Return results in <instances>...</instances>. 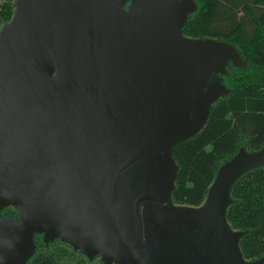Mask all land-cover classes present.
<instances>
[{
	"label": "water",
	"instance_id": "1",
	"mask_svg": "<svg viewBox=\"0 0 264 264\" xmlns=\"http://www.w3.org/2000/svg\"><path fill=\"white\" fill-rule=\"evenodd\" d=\"M0 27V264L34 231L103 264H263L226 218L264 146L224 161L201 204H176L173 145L202 129L243 63L182 28L196 0H13Z\"/></svg>",
	"mask_w": 264,
	"mask_h": 264
},
{
	"label": "trees",
	"instance_id": "2",
	"mask_svg": "<svg viewBox=\"0 0 264 264\" xmlns=\"http://www.w3.org/2000/svg\"><path fill=\"white\" fill-rule=\"evenodd\" d=\"M197 9L191 12L182 31L193 37H216L234 43L243 59L241 64L228 63L221 73L229 91L211 107L207 122L195 135L172 147L179 173L171 199L176 204L199 205L218 167L241 148L247 151L264 146V0H196ZM13 0L0 1V27L13 14ZM219 107L230 113L228 126L220 134V144L210 154L212 164L202 194L186 200L184 189L187 169L180 146L197 143L209 136L207 128L211 114ZM210 159V160H211ZM226 218L231 227L242 231L239 245L245 258L263 257L264 264V163L246 170L230 188ZM10 207L0 209V217ZM13 213V212H12ZM12 215V214H11ZM25 264H62L51 252L37 251Z\"/></svg>",
	"mask_w": 264,
	"mask_h": 264
},
{
	"label": "rangeland",
	"instance_id": "3",
	"mask_svg": "<svg viewBox=\"0 0 264 264\" xmlns=\"http://www.w3.org/2000/svg\"><path fill=\"white\" fill-rule=\"evenodd\" d=\"M228 63H232V61L228 60L224 66V71ZM223 72H220V76ZM211 116L212 118L207 128L209 136L200 137L197 143L186 142L180 146L181 156L184 157L188 165L187 169L182 173V177L186 178L187 187L184 189V194L188 201L195 200L202 194L209 179V170L212 164V159L209 156L219 147L220 132L229 124L230 113L223 107L215 109ZM49 248L53 249V251L57 249L61 251L65 264H78L79 262L87 264L83 255L73 251L71 247L62 241L52 242ZM95 262L98 263V260H95Z\"/></svg>",
	"mask_w": 264,
	"mask_h": 264
},
{
	"label": "flooded vegetation",
	"instance_id": "4",
	"mask_svg": "<svg viewBox=\"0 0 264 264\" xmlns=\"http://www.w3.org/2000/svg\"><path fill=\"white\" fill-rule=\"evenodd\" d=\"M6 207H10V212H8L7 214H12L15 215L18 211V206H14V205H9ZM13 212V213H12ZM33 241L35 243V248L33 253L31 254V256L23 263L25 264L37 251H48L51 252L57 259H59L60 262H62V264H65V262L63 261V256H62V252L59 251L58 249L55 251H53V249L49 248L50 244L54 241H62L64 244L68 245L69 247H71L73 249V251L79 253L80 255H83L86 259L87 264H103V261L100 257V254H97L93 257H88L87 255L81 253L79 250L74 249L69 243L61 240L59 237H54L53 239H49L47 241L44 240V234L43 232H37L34 231L33 233ZM95 260H98V263L95 262ZM78 264H84L83 262H79ZM115 264V263H113Z\"/></svg>",
	"mask_w": 264,
	"mask_h": 264
},
{
	"label": "built area",
	"instance_id": "5",
	"mask_svg": "<svg viewBox=\"0 0 264 264\" xmlns=\"http://www.w3.org/2000/svg\"><path fill=\"white\" fill-rule=\"evenodd\" d=\"M0 1H2V0H0Z\"/></svg>",
	"mask_w": 264,
	"mask_h": 264
}]
</instances>
